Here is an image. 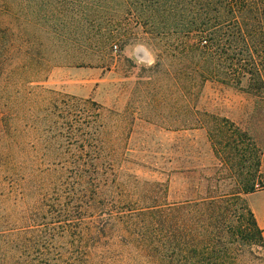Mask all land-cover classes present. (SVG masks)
<instances>
[{
	"label": "rangeland",
	"instance_id": "374dc122",
	"mask_svg": "<svg viewBox=\"0 0 264 264\" xmlns=\"http://www.w3.org/2000/svg\"><path fill=\"white\" fill-rule=\"evenodd\" d=\"M212 6L204 0H0L3 228L23 236L28 226L48 221L37 213L38 189L60 168L46 164L61 152L73 155L72 162L76 142L89 138L99 157L94 179L117 199L151 204L230 195L238 184L228 175L230 164L251 174L256 160L257 188L264 189V86L251 75L240 85L204 81V60L184 51V44L207 46L197 28L206 12L215 22ZM257 8L254 16L264 17L263 6ZM251 24L259 30L254 19ZM136 43L156 53L154 67L142 69L128 58L126 46ZM250 53L248 64L262 67L264 76V38L250 43ZM224 134L236 147L229 166L210 140L220 149ZM166 187L169 196L160 194ZM12 249L9 264L38 263L33 250ZM243 250L245 264H264L263 251ZM107 253L112 264L123 260L121 249Z\"/></svg>",
	"mask_w": 264,
	"mask_h": 264
},
{
	"label": "trees",
	"instance_id": "16d2710c",
	"mask_svg": "<svg viewBox=\"0 0 264 264\" xmlns=\"http://www.w3.org/2000/svg\"><path fill=\"white\" fill-rule=\"evenodd\" d=\"M204 2L217 5L216 11L211 10L217 17L211 22L205 13V23L197 32L207 39L203 40L207 46L184 44L186 57L204 60V81L236 79L240 85L251 75L264 86L263 68L248 64L252 58L250 43L264 38V17L254 16L255 11L256 15L261 12L259 5L264 14V0ZM248 15L255 17L259 30ZM221 17L227 20L219 23ZM224 135L220 149L210 135L214 153L223 163H234L236 147ZM76 143L79 152L72 162L73 155L61 152L46 164L47 169L60 168L56 178L50 175L38 189L41 206L37 213L40 221L47 222L28 226L22 236L3 228L8 220L0 219V264H9L13 244L17 252L18 248L33 250L38 260L34 264H112L107 252L115 249L124 252L120 264H245L244 247L264 252L263 232L246 200L247 195L259 190L260 160H256L251 174L239 172L230 164L228 175L238 180L237 191L230 195L139 204L109 196L100 179H94L100 172L94 141L89 138ZM160 194L169 196L170 188L160 190ZM50 227L57 236L49 233Z\"/></svg>",
	"mask_w": 264,
	"mask_h": 264
},
{
	"label": "clouds",
	"instance_id": "9594fccd",
	"mask_svg": "<svg viewBox=\"0 0 264 264\" xmlns=\"http://www.w3.org/2000/svg\"><path fill=\"white\" fill-rule=\"evenodd\" d=\"M129 47L132 49L130 54L128 53ZM125 53L128 54V58L133 61L134 65L145 70L154 67L157 63L156 53L144 43H136L135 45L126 46ZM138 53H143V55H138Z\"/></svg>",
	"mask_w": 264,
	"mask_h": 264
},
{
	"label": "crops",
	"instance_id": "0c3cea01",
	"mask_svg": "<svg viewBox=\"0 0 264 264\" xmlns=\"http://www.w3.org/2000/svg\"><path fill=\"white\" fill-rule=\"evenodd\" d=\"M247 204L257 221L258 227L263 232L264 238V189L246 196Z\"/></svg>",
	"mask_w": 264,
	"mask_h": 264
}]
</instances>
